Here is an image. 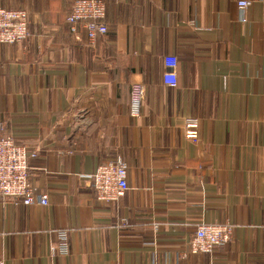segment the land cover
<instances>
[{
  "label": "crops",
  "instance_id": "crops-1",
  "mask_svg": "<svg viewBox=\"0 0 264 264\" xmlns=\"http://www.w3.org/2000/svg\"><path fill=\"white\" fill-rule=\"evenodd\" d=\"M74 0H0L24 9L29 35L0 44V117L38 146L29 177L49 204L0 199L6 264H264L262 4L105 0L109 32L75 38ZM243 18H246L243 20ZM178 85H164V56ZM146 86L140 116L130 85ZM199 118V136L183 122ZM122 156L129 189L96 199L90 175ZM235 225L213 254L182 255L201 223ZM69 252L53 253L58 232Z\"/></svg>",
  "mask_w": 264,
  "mask_h": 264
},
{
  "label": "built area",
  "instance_id": "built-area-1",
  "mask_svg": "<svg viewBox=\"0 0 264 264\" xmlns=\"http://www.w3.org/2000/svg\"><path fill=\"white\" fill-rule=\"evenodd\" d=\"M254 2L262 4L261 24L264 29V0H238L240 10L249 8ZM67 14L68 28L75 38L80 36L83 27L89 42H95L100 36L109 32L107 3L105 0H74ZM246 18H243L245 20ZM28 13L24 9L0 7V44H16L29 35ZM178 58L173 54L164 56L167 70L163 73L164 85L175 88L178 85L176 67ZM146 94L144 82L136 78L130 85V113L140 116ZM183 129L186 138L196 139L199 136L200 120L189 116L184 119ZM38 146L18 143L6 131L0 117V199L20 203L25 206L35 204L48 205L46 193L39 194L29 177L31 160L37 158ZM91 186L97 200L109 204L122 198L129 189L128 164L122 156L102 162L90 175ZM235 225L230 222L201 223L187 242V249L182 255L213 254L215 250L232 238ZM59 246L53 247V253L69 252V236L66 230L58 232ZM0 264H6L0 257Z\"/></svg>",
  "mask_w": 264,
  "mask_h": 264
}]
</instances>
